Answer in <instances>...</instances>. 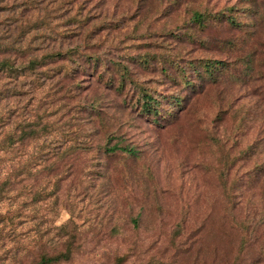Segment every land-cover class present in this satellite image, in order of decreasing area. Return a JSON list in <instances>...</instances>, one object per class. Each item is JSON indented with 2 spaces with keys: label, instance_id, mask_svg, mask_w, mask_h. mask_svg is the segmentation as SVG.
Returning a JSON list of instances; mask_svg holds the SVG:
<instances>
[{
  "label": "rangeland",
  "instance_id": "374dc122",
  "mask_svg": "<svg viewBox=\"0 0 264 264\" xmlns=\"http://www.w3.org/2000/svg\"><path fill=\"white\" fill-rule=\"evenodd\" d=\"M0 7H8L0 9L1 38L23 30L35 55L74 46L105 64L82 76L72 60L56 59L41 67L56 75L28 104L16 99L23 110L15 120L41 131L12 161L0 151V264H264V0ZM194 11L232 14L242 27L192 29L189 40ZM51 27L71 34L48 41ZM174 58L223 60L244 79L219 75L183 90ZM117 62L160 101L182 96L180 105L156 123L136 113L123 96L133 85L118 87ZM60 64L73 69L62 75ZM113 143L125 149L106 153Z\"/></svg>",
  "mask_w": 264,
  "mask_h": 264
},
{
  "label": "trees",
  "instance_id": "16d2710c",
  "mask_svg": "<svg viewBox=\"0 0 264 264\" xmlns=\"http://www.w3.org/2000/svg\"><path fill=\"white\" fill-rule=\"evenodd\" d=\"M246 4H250V2ZM1 8L8 7H0V9ZM248 10L250 9H245L243 12H247ZM232 11H237V9H232ZM224 22L236 28L242 27V22H238L236 16H233L232 14H226L224 12L212 13L206 11H194L190 16L189 21L185 23V29L187 30L184 35L188 37L189 40H194V35L188 33L192 29L201 31L206 29L209 25ZM50 30L54 31V34L50 35L48 41H53V38L63 39L71 34L66 33L68 29L64 27L58 29L51 27ZM36 39H40L41 42L45 39L47 41V38L41 34L37 35ZM31 49L30 43L27 41V35H25L23 30L20 31L19 35L16 37L13 35L6 38L0 37V151L2 156L4 155L6 158L10 157L7 159L11 161L20 156V147L23 145L24 141L27 138H33L41 131L39 128H33L30 124L31 121L21 122V120H15L16 117L18 118L19 115L22 114L21 111L23 110V107L20 106V108L17 103L21 100H25L26 104H28L27 101L33 95V91L39 89L42 84H44V81L50 77L49 75H56L55 72L49 71V69L53 68L45 69L41 67L56 59L72 60L75 69H79L83 76V73L86 71L94 72L95 67L98 66L97 64H99L102 69H104L105 66L103 63L104 59L100 54L83 52L82 50H77V47L74 46L73 48H66L64 50H60L59 48L55 50L47 49L38 55L33 54ZM22 58L24 59L22 60ZM174 59L169 60V62L173 61L175 63L173 67H177L175 70L177 83L183 90L192 91L198 81L208 80L214 82L221 77L219 75H225L230 79L237 81L241 80V78L244 79V72L241 70H233L234 67L232 64L226 63L223 60L193 58L187 60L185 65H181L179 64L180 59L178 61L176 58ZM146 60L147 59H142V61L147 63ZM158 61H160V59H158ZM161 62L162 61H160V63ZM117 63V71L119 73L120 81L118 82V87H121L124 80L133 85V89L129 93L127 89L123 96L128 95V106L134 109L136 113L143 117H150L151 119H154V122L156 123L157 120H165L166 116L170 114L169 110L171 109L167 108L180 105L182 96H174L171 94L162 95L163 99L160 101L157 97L148 93L144 86L132 79L124 65H121L119 62ZM59 67L61 68L60 72L62 75H67L70 73V70L73 69L72 66L67 64H60ZM88 68H91V70H88ZM109 79H111V77L107 75L104 83L108 84ZM171 80L174 81L173 77ZM16 99H19V101L17 102ZM2 104L5 106V110L1 109ZM35 127H37V125ZM41 127H44V125ZM103 149L106 153H111L116 150L125 149V147L113 143L110 146H103ZM24 168H26V166L22 167V172H25ZM224 181L225 180L222 179L219 180L224 191L226 207L229 211L233 208V200L232 198L230 200V196L228 195L229 192ZM53 259L54 258H49L48 261L47 259H40L38 264L50 262Z\"/></svg>",
  "mask_w": 264,
  "mask_h": 264
}]
</instances>
